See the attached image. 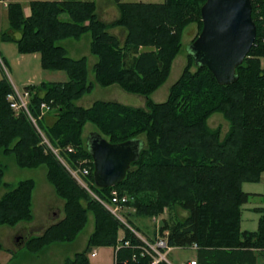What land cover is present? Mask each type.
I'll return each mask as SVG.
<instances>
[{
	"label": "trees",
	"instance_id": "16d2710c",
	"mask_svg": "<svg viewBox=\"0 0 264 264\" xmlns=\"http://www.w3.org/2000/svg\"><path fill=\"white\" fill-rule=\"evenodd\" d=\"M250 1L256 36L247 56L236 67L237 80L218 84L208 68L196 66L188 54L195 70L188 65L183 68L164 102L152 101L150 94L167 79L172 60L181 51L184 28L195 23L200 32V8L205 0H114L118 17L110 23L97 18L93 0L32 1L28 16L20 3L11 2L6 7L9 30L20 33L15 39L19 52L38 53L43 69L67 75L65 82L41 81L23 87L29 91L28 109L37 118L38 128L54 148L60 149L66 163L89 166L84 179L101 199L108 200L112 190L128 193L133 197L128 203L138 215H158L164 208L180 205L188 214L161 226L167 244L188 247L196 243L200 251L221 254L225 262L234 260L240 251L264 253V68L259 63L264 56V0ZM62 14L67 17L62 18ZM115 26L126 30L122 40L109 33L108 29ZM85 33L90 35V52L97 57L93 66L95 82L101 87L117 84L127 93L144 96V107L102 100L88 107L75 103L92 91L94 82L88 80L86 58L67 56L59 41ZM1 38L11 39L7 30L1 32ZM12 91L9 81L0 78V153L12 155L21 168L45 164L47 180L63 200L64 213L41 233L27 237L23 247L37 253L52 243L73 241L84 228L89 212L94 216V228L85 248L62 264H90L88 253L93 246L115 247L124 240L140 243L81 188L61 160L42 143L28 116L13 112L6 99ZM43 101L51 107L46 114L52 115L50 122L46 115L38 118ZM214 112H222L229 121L223 137L219 128L211 129L207 124ZM87 121L111 143L135 137L144 140L139 158L114 186L100 188L93 182L92 157L81 136ZM67 146L74 151L64 150ZM4 168L0 164V186L6 188L0 196V225L13 227L32 220L35 185L33 179H22L9 188L3 181ZM214 177H220L221 182L215 191L210 184ZM257 182H262V193L243 190L244 183ZM251 194L262 197L263 206L255 208L261 215L255 231L241 230L242 205ZM119 230H123L122 238ZM133 252L120 248L116 264L150 262L149 257L141 256L132 260ZM250 254L251 264H255V255Z\"/></svg>",
	"mask_w": 264,
	"mask_h": 264
},
{
	"label": "rangeland",
	"instance_id": "374dc122",
	"mask_svg": "<svg viewBox=\"0 0 264 264\" xmlns=\"http://www.w3.org/2000/svg\"><path fill=\"white\" fill-rule=\"evenodd\" d=\"M6 1L7 4L11 2L20 3L23 13H26L29 4L32 1H41V0H6ZM42 1H55V0H42ZM93 1L97 6L96 8L97 15L101 16L100 10L105 0H93ZM149 1L162 2L163 0H149ZM102 11L104 10L102 9ZM103 16H105V13L103 14ZM61 17L66 18L67 15L62 14ZM7 25L8 23L5 13L0 18V28H6ZM190 25H196V24L192 23ZM190 25L186 26L182 32V36H181L182 48L181 51L172 60L171 70L167 79L163 82V84L160 87L154 90V93L152 92L153 94H150V98L154 102H164L167 100L170 86L178 79L183 68L186 65L189 66L190 70H195L192 61H190L188 57V51L186 50V48L196 38L199 31H198V26L196 25L197 26L196 31L192 30L191 32L190 31L187 32ZM89 36L90 35L88 33H85L81 37H79L78 40L74 38L63 39L59 41V44L60 45L62 44L63 46L67 47L68 49L67 54L70 56L78 57L85 55L87 57L88 78L90 81L94 82L92 60H96V58L93 55H91L89 52V41H90ZM70 46H73L74 50H71ZM259 63L260 66L264 68V56L260 57ZM59 74H64V73L62 71L53 72L42 69L40 62V55L38 53L19 52L18 46L15 42H12L10 40H4L0 37V78H5L7 81H9V83L12 85L13 88H17L19 91H22L23 89L22 83L24 82H28L27 84H30V83L40 82L41 80H48L50 78L55 79L59 77ZM83 98H84L83 99L84 102L82 103H88L91 100L99 99L102 101L119 102L132 107H144L146 101L144 96L127 93L122 89H120L118 86H116V88L113 87L107 88V87H101L96 84L94 85L92 91L90 93H87ZM82 107H87V106H82ZM207 124L211 129L219 128L221 137H223L226 134L229 128V121L224 117V114L222 112L212 113L207 118ZM91 131H96L95 126L87 121L83 125V129H82L81 136L83 137V139H85L87 134ZM64 162L66 161L64 160ZM0 164L4 165L5 167L3 181L8 184L9 188L14 187L17 184V182L22 179H33L35 185L33 190V197H32V209H33L32 220L27 222L25 221L19 222L14 227H10L7 225H0V243L2 245V250L0 251V263L2 264V262L4 263L5 261V263L7 262V264H61L64 258L72 256L77 251H82L87 244V240L92 229L94 228V216L90 212L88 213V220L84 228L78 233L77 237L72 242L52 243L50 245L45 246L41 251L37 253H31L22 246L24 239L27 238L24 237V235H26L25 234L26 231H28L27 235H31V234L34 235L39 232L41 233V231L44 230V228H46L48 225L61 219V217L64 215L63 200L57 196L53 185H51L47 180V175H46L47 167L45 164H40L37 167H32V168H28V167L21 168L16 165L15 159L12 155H4L3 153H0ZM63 165L65 166L66 170L69 172V174L72 177L73 175L71 174V170L75 171V169L80 168V165H78L77 167L70 166V164H63ZM219 180L220 177H214V179L211 180L210 184L212 190L215 191L220 189ZM81 188L83 187L81 186ZM243 190L247 192L261 191L262 182L244 183ZM5 191L6 188L0 186V195H2ZM116 191L119 192L118 190ZM88 194L91 197H93L89 192ZM122 194L127 195L130 203H132L133 201L132 196H130L128 193L126 194V192ZM225 196L227 198L229 197V195L227 194H225ZM256 196L257 195L251 194L249 196L248 202L242 205L241 224H240L241 230L255 228V224H253L251 220H247L248 217H254L252 215H249L247 207L249 206V204L258 205L262 203V200H260ZM122 214L125 220L128 221L132 226H134L135 228L137 225L139 226V233L144 238L152 240V238H155L157 235L162 236V234H166V231L161 232V226L166 224V222L170 224L178 219H183L188 214V212L184 210L180 205L174 204L169 208H164V210L158 215L141 216L137 214L136 208L132 205H129L128 203L124 207V209H122ZM28 222H30L31 225H34L35 227H39V228H35V227L34 229L21 228V226L23 227ZM142 228L143 230L145 229L146 231H143ZM20 229L23 230L20 231ZM18 232H20L21 235ZM16 234L17 235L19 234L18 238H21V242L19 244H16L14 242V238L16 237ZM122 234L123 232L119 230V236H123ZM93 248L96 249L97 254L94 257H90V254L88 255V258L90 257L89 260L91 262L90 264L114 263V249L112 246H93L91 249ZM13 250L16 251V253L12 254L11 251ZM8 255L12 257L11 259L6 260L4 257ZM190 255H192V250L190 249V247H176L172 251V253L166 256L169 260L173 261L174 264H177L174 260L186 259L189 258Z\"/></svg>",
	"mask_w": 264,
	"mask_h": 264
},
{
	"label": "water",
	"instance_id": "95a60500",
	"mask_svg": "<svg viewBox=\"0 0 264 264\" xmlns=\"http://www.w3.org/2000/svg\"><path fill=\"white\" fill-rule=\"evenodd\" d=\"M250 0H205L200 8L202 28L187 46L196 66H206L218 84L237 80L236 67L247 56L256 36ZM97 187L119 183L144 147L141 137L111 143L97 131L85 137Z\"/></svg>",
	"mask_w": 264,
	"mask_h": 264
},
{
	"label": "built area",
	"instance_id": "2783aa9c",
	"mask_svg": "<svg viewBox=\"0 0 264 264\" xmlns=\"http://www.w3.org/2000/svg\"><path fill=\"white\" fill-rule=\"evenodd\" d=\"M28 97L29 91L23 89L19 91L17 88H13V91L8 93L6 99L9 103V107L15 113L24 112L30 121L33 123L37 131L39 132L42 143L46 144L51 151L61 160L63 164H67L64 162L63 158L60 155V149L54 148L47 138L44 136L43 132L38 128L36 123V117H34L29 109H28ZM51 111L50 105L43 101L39 105V116L46 115L48 112ZM66 151L73 152L74 149L72 146L65 147ZM82 162H87V160H82ZM89 173V166H82L79 169H75V171L71 170V174L77 180V182L87 191L89 192L96 200H98L116 219H118L129 231H131L140 241L138 244H132L129 240H124L116 244L114 248V264H116V252L120 248H130L134 250L131 255L132 260H135L138 256L141 257H149L150 262L148 264H158L161 261H165L169 264L166 254L171 249V247L167 244L166 238L160 235H157L152 240L144 238L138 231L135 230L134 227L131 226L129 222L125 220L122 214V209L127 205L129 199L128 196L125 194H121L116 190L111 192V196L108 200L101 199L97 196L92 189L89 187L88 183L84 179ZM192 248H198L196 243L191 245ZM91 256L96 255V250L93 249L90 253ZM126 261H124L125 264ZM188 264H196V260H190Z\"/></svg>",
	"mask_w": 264,
	"mask_h": 264
},
{
	"label": "crops",
	"instance_id": "0c3cea01",
	"mask_svg": "<svg viewBox=\"0 0 264 264\" xmlns=\"http://www.w3.org/2000/svg\"><path fill=\"white\" fill-rule=\"evenodd\" d=\"M121 1H123V0H121ZM124 2H150L149 0H125ZM153 3H158V2H153ZM6 7H7V1L6 0H0V18L6 13V18H7V11H6ZM96 8H97V6L95 7V13H96V15H97V12H96ZM102 9L104 10V11H102ZM24 10H25V8H24ZM29 13H30V10H29V7H28V9L26 10V13H24V15L25 16H28L29 15ZM105 13V16H103V14ZM100 14H101V16H99V15H97V18L99 19V20H101V21H103V22H105V23H110L111 21H113V20H115L117 17H118V9H117V7H116V4H115V2H114V0H105L104 1V3H103V6H102V8H101V10H100ZM7 23H8V20H7ZM196 29H197V26L196 25H190L189 26V28H188V30H187V32L188 31H196ZM5 30H7L8 31V33H9V35H10V37H11V39H9L10 41H12V42H15V39H17L19 36H20V33L19 32H17V31H14V30H9V26L7 25V27L6 28H0V34H1V32L2 31H5ZM108 31H109V33H111L112 35H115V36H117L119 39H123L124 38V36H125V34H126V30L124 29V28H122V27H119V26H115V27H110L109 29H108ZM82 36V35H81ZM1 37V36H0ZM90 37V36H89ZM68 38H72V37H68ZM68 38H64V39H68ZM74 39H77L78 40V38H74ZM63 40V39H62ZM91 40V39H90ZM16 43V42H15ZM62 45V44H61ZM63 46V45H62ZM65 49H66V53L68 52L67 50V47H65V46H63ZM70 48H71V50H74V48H73V46H70ZM89 52H90V41H89ZM90 54L91 55H93L91 52H90ZM67 56H69V57H71V58H73V59H79V58H81V57H85L86 58V66H87V57L85 56V55H83V56H70V55H68L67 54ZM95 58H96V60H92V69H93V66H94V64L97 62V57L95 56V55H93ZM43 69V68H42ZM46 70V69H45ZM48 71H53V72H55V71H59V70H48ZM64 74H59V77L58 78H50V79H48V80H41V81H50V82H65L66 80H67V75H66V73L64 72V71H62ZM94 73V72H93ZM87 77H88V68H87ZM88 80H89V78H88ZM40 81V82H41ZM90 81V80H89ZM92 82V81H91ZM28 82H24V83H22V86L24 87L25 85L24 84H26V85H28L27 84ZM30 83V82H29ZM39 82H36V83H30V84H38ZM94 83L96 84V85H98L96 82H95V79H94ZM94 84V85H95ZM116 86H118L117 84H112V85H110V86H107V88H111V87H113V88H116ZM119 87V86H118ZM120 88V87H119ZM121 89V88H120ZM154 93V92H153ZM152 93V94H153ZM131 94V93H130ZM86 95V94H85ZM85 95H83L79 100H77L76 101V103L78 104V105H81V106H90L94 101H96V100H91V101H89L88 103H82V102H84V96ZM130 97V96H129ZM131 97H134V96H131ZM99 100V99H98ZM145 100V99H144ZM86 102V101H85ZM45 119H46V121L47 122H50V121H52L53 120V117H52V115L50 114V115H46L45 116ZM34 190V189H33ZM262 191H263V185H262V190L261 191H251V192H256V193H262ZM1 196V195H0ZM32 197H33V192H32ZM257 198H259L260 200H262L261 198L262 197H260L258 194H257V196H256ZM261 206H263V203H260V204H258V205H254V204H249V206L247 207V209H248V213H249V215H252V216H254V217H248L247 218V220H251L252 221V223L253 224H255V228L254 229H245L246 231H255L256 229H257V225H258V220H259V217H260V215H261V213L260 212H258V211H256V209L255 208H258V207H261ZM33 210V209H32ZM63 217V216H62ZM61 217V218H62ZM248 222V221H247ZM36 226H38V225H36ZM138 226V225H137ZM14 227V226H13ZM34 225H31V223L30 222H28V223H26L23 227L21 226V228H24V229H34ZM139 227V226H138ZM35 228H39V227H35ZM45 229V228H44ZM141 229V228H140ZM142 230H143V228H142ZM43 231V230H42ZM41 231V232H42ZM92 231H93V229H92ZM92 231H91V233H92ZM143 231H146L145 229L143 230ZM40 233V232H39ZM39 233H36V234H39ZM90 233V234H91ZM152 234V233H151ZM150 234V235H151ZM31 235H33V234H31ZM31 235H27L26 237H29V236H31ZM123 235V234H122ZM77 237V236H76ZM119 237H121V236H119ZM10 238V237H9ZM26 239V238H25ZM25 239H24V241H25ZM24 241H23V244H22V246H24ZM72 242V241H71ZM176 247H172L169 251H168V253H167V255H169L170 253H172V251L175 249ZM95 249V248H94ZM114 249V248H113ZM190 249L192 250V255H190L189 256V258H186V259H180V260H178V259H176V260H174L177 264H188V262L190 261V260H196V264H251V252H252V254L253 255H255V264H264V253H262L261 251H257V250H245L244 251V253L243 252H239L238 253V255L237 256H234V260H232L231 262L229 261V262H225L223 259H224V257L221 255V254H213V255H211V254H208L207 252H209V251H200L199 250V248H192V247H190ZM2 250V249H1ZM0 250V251H1ZM96 250V249H95ZM12 252V254H13V252L15 253V251L13 250V251H11ZM77 252H79V251H77ZM97 252V251H96ZM76 253V252H75ZM74 253V254H75ZM91 253V251L88 253V255ZM73 254V255H74ZM97 254V253H96ZM73 255L72 256H69V257H73ZM96 256V255H95ZM11 257L12 256H10V255H8V256H6V257H4L6 260H8V259H11ZM90 257H94V256H91L90 255ZM90 257H89V260H90ZM166 258H167V256H166ZM65 259V258H64ZM64 259H63V261H64ZM167 260H168V262H169V264H174V262L173 261H171V260H169L168 258H167ZM63 261L61 262V264L63 263ZM91 263V262H90ZM2 264H7V262L5 263V261H4V263L2 262Z\"/></svg>",
	"mask_w": 264,
	"mask_h": 264
},
{
	"label": "flooded vegetation",
	"instance_id": "af4514ba",
	"mask_svg": "<svg viewBox=\"0 0 264 264\" xmlns=\"http://www.w3.org/2000/svg\"><path fill=\"white\" fill-rule=\"evenodd\" d=\"M21 230H23V229H20V231H21ZM18 231H19V230H18ZM27 232H28V231H26V233H25L26 235L28 234ZM18 233L20 234V232H18ZM19 234H18V235H19ZM18 235L16 234V237L14 238V242H15L16 244H19V243L21 242V238H18V237H19ZM20 235H21V234H20ZM26 235H24V237H26Z\"/></svg>",
	"mask_w": 264,
	"mask_h": 264
}]
</instances>
